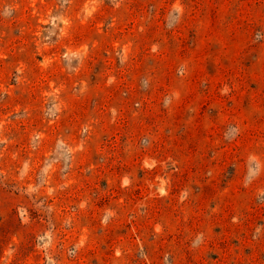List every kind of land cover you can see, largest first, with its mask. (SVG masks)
I'll list each match as a JSON object with an SVG mask.
<instances>
[{
	"label": "rangeland",
	"instance_id": "obj_1",
	"mask_svg": "<svg viewBox=\"0 0 264 264\" xmlns=\"http://www.w3.org/2000/svg\"><path fill=\"white\" fill-rule=\"evenodd\" d=\"M0 264H264V0H0Z\"/></svg>",
	"mask_w": 264,
	"mask_h": 264
}]
</instances>
